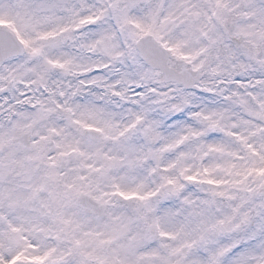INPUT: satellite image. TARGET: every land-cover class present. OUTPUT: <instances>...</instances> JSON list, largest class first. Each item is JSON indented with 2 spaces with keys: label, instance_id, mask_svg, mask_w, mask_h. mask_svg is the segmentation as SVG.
<instances>
[{
  "label": "snow or ice",
  "instance_id": "6c2138e0",
  "mask_svg": "<svg viewBox=\"0 0 264 264\" xmlns=\"http://www.w3.org/2000/svg\"><path fill=\"white\" fill-rule=\"evenodd\" d=\"M0 264H264V0H0Z\"/></svg>",
  "mask_w": 264,
  "mask_h": 264
}]
</instances>
